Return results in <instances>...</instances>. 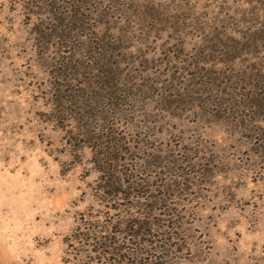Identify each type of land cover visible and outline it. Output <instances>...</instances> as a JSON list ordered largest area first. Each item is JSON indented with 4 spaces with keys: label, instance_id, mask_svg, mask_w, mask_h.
<instances>
[{
    "label": "rangeland",
    "instance_id": "374dc122",
    "mask_svg": "<svg viewBox=\"0 0 264 264\" xmlns=\"http://www.w3.org/2000/svg\"><path fill=\"white\" fill-rule=\"evenodd\" d=\"M0 264H264V0H0Z\"/></svg>",
    "mask_w": 264,
    "mask_h": 264
},
{
    "label": "trees",
    "instance_id": "16d2710c",
    "mask_svg": "<svg viewBox=\"0 0 264 264\" xmlns=\"http://www.w3.org/2000/svg\"><path fill=\"white\" fill-rule=\"evenodd\" d=\"M77 90V89H76ZM68 96H70L73 100L75 99V98H77V93H72L71 91L70 92H68V94H67ZM76 113H77V111H76ZM77 116V115H76ZM109 180H111L110 182H109ZM114 179L112 178V176L111 175H109V177L107 178V182L109 183V184H112L114 181H113ZM117 190V189H116Z\"/></svg>",
    "mask_w": 264,
    "mask_h": 264
}]
</instances>
